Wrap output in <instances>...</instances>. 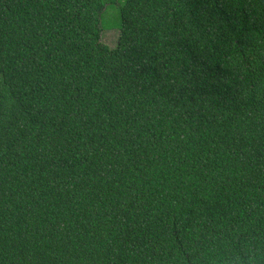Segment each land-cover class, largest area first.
Returning <instances> with one entry per match:
<instances>
[{"label":"trees","instance_id":"1","mask_svg":"<svg viewBox=\"0 0 264 264\" xmlns=\"http://www.w3.org/2000/svg\"><path fill=\"white\" fill-rule=\"evenodd\" d=\"M0 0V264H264V0Z\"/></svg>","mask_w":264,"mask_h":264},{"label":"rangeland","instance_id":"2","mask_svg":"<svg viewBox=\"0 0 264 264\" xmlns=\"http://www.w3.org/2000/svg\"><path fill=\"white\" fill-rule=\"evenodd\" d=\"M125 0H108L100 20L101 40L110 48L115 47L119 35V8Z\"/></svg>","mask_w":264,"mask_h":264}]
</instances>
